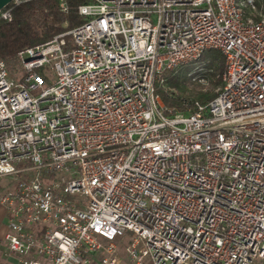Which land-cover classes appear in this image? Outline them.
Segmentation results:
<instances>
[{
  "label": "built area",
  "instance_id": "2783aa9c",
  "mask_svg": "<svg viewBox=\"0 0 264 264\" xmlns=\"http://www.w3.org/2000/svg\"><path fill=\"white\" fill-rule=\"evenodd\" d=\"M77 12L18 75L0 59V264H264V0ZM209 52L214 95L163 104L165 73H205Z\"/></svg>",
  "mask_w": 264,
  "mask_h": 264
},
{
  "label": "trees",
  "instance_id": "16d2710c",
  "mask_svg": "<svg viewBox=\"0 0 264 264\" xmlns=\"http://www.w3.org/2000/svg\"><path fill=\"white\" fill-rule=\"evenodd\" d=\"M63 1L66 4L65 10L59 6L60 0H25L17 4L10 2L2 9H8L11 14L10 20L0 17V59L5 61L8 68L17 62L15 55L20 49L46 42L82 22L77 7L87 0ZM66 39L69 40V35H66ZM206 58L209 59L208 66L214 63L221 70L223 59L219 53L209 52ZM173 73H165L166 83L173 85L177 82L178 77ZM155 92L166 106L182 108L181 100L168 96L161 85H156ZM203 98V95L199 96L200 101H206Z\"/></svg>",
  "mask_w": 264,
  "mask_h": 264
},
{
  "label": "rangeland",
  "instance_id": "374dc122",
  "mask_svg": "<svg viewBox=\"0 0 264 264\" xmlns=\"http://www.w3.org/2000/svg\"><path fill=\"white\" fill-rule=\"evenodd\" d=\"M209 61V59H208ZM211 70H207L205 73L199 74H189V71L192 70V65L184 66L173 74L177 78V82L173 85L164 82L161 85L162 90L170 97L178 98L181 100L182 108H176L180 110H184L192 101L199 100V96L203 95V99L207 100L209 97H212L220 84V73L222 68H218L217 65L210 64ZM10 73L13 76L18 75V71L20 70L19 65L14 63L12 67H9ZM200 77H203V80ZM159 95V94H158ZM160 100L163 104H165L161 96L159 95ZM7 179L1 178L0 179V190H3L7 187ZM121 252V262L120 264H130L128 261L126 254L123 250Z\"/></svg>",
  "mask_w": 264,
  "mask_h": 264
},
{
  "label": "crops",
  "instance_id": "0c3cea01",
  "mask_svg": "<svg viewBox=\"0 0 264 264\" xmlns=\"http://www.w3.org/2000/svg\"><path fill=\"white\" fill-rule=\"evenodd\" d=\"M6 229H7V227H6L5 209L0 204V240L3 239L4 234L6 233ZM13 262H14L13 259L9 260V264H13Z\"/></svg>",
  "mask_w": 264,
  "mask_h": 264
},
{
  "label": "water",
  "instance_id": "95a60500",
  "mask_svg": "<svg viewBox=\"0 0 264 264\" xmlns=\"http://www.w3.org/2000/svg\"><path fill=\"white\" fill-rule=\"evenodd\" d=\"M12 0H0V10L3 9Z\"/></svg>",
  "mask_w": 264,
  "mask_h": 264
}]
</instances>
